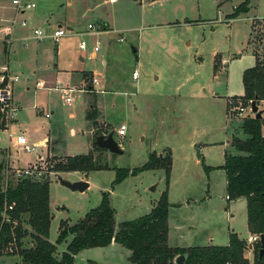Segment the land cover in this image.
Returning a JSON list of instances; mask_svg holds the SVG:
<instances>
[{
  "label": "rangeland",
  "instance_id": "1",
  "mask_svg": "<svg viewBox=\"0 0 264 264\" xmlns=\"http://www.w3.org/2000/svg\"><path fill=\"white\" fill-rule=\"evenodd\" d=\"M0 1L12 7V0ZM25 1L35 4L26 12L27 20L34 12L47 14L48 23L43 19L35 23L47 34L64 14L73 26L69 30L62 22L68 32L65 37L57 43L32 41L28 48L19 49L16 60L10 54L6 61L7 46L0 44V66L8 64L11 74L19 76L18 83L11 85V124L0 131L2 187L20 180L21 169L33 171L37 181L50 180L48 241L56 244L60 220L75 225L99 205L102 193L110 194L117 228L146 215L164 191L171 203L168 237L172 244L181 248L225 245L230 232L247 241L251 235L246 200L226 199L225 173L218 167L225 151L235 153L230 147L233 135L246 138L240 129L242 119L254 117L251 111L241 114L231 102L234 98L240 106L250 103L243 99L242 74L256 61L251 35L264 38V20L259 19H264V0H249L248 12L233 19L229 14L244 0ZM102 23L113 31H101L107 28ZM82 40L89 44L86 52L79 50ZM95 46L98 52L93 53ZM83 71H93L102 93L93 91L92 78L81 88ZM27 79L30 91L21 89ZM37 80L46 86L35 90ZM68 95L71 106L66 103ZM91 111L96 127L92 119L87 120ZM122 125L124 137L116 133ZM261 129L264 135V120ZM109 132L122 154L96 149L99 133L107 137ZM19 135L33 150L25 152L17 144ZM47 138L53 139L38 145V140ZM154 151L159 156L171 153L167 184L164 169H159L129 175L112 186L116 169L140 168ZM67 155H93L96 165L108 169L48 174L53 159ZM60 179L82 180L88 188L72 191ZM23 242L31 245L28 237ZM66 245H56V259ZM104 256L83 251L74 264H88L94 258L99 264H121ZM249 259L252 262L253 257ZM17 260L18 256H9L0 264Z\"/></svg>",
  "mask_w": 264,
  "mask_h": 264
},
{
  "label": "trees",
  "instance_id": "2",
  "mask_svg": "<svg viewBox=\"0 0 264 264\" xmlns=\"http://www.w3.org/2000/svg\"><path fill=\"white\" fill-rule=\"evenodd\" d=\"M229 18L233 19L249 10V0L239 4ZM252 33V30H251ZM253 34V33H252ZM258 39V40H256ZM255 64L242 74L243 99L255 104L264 102V38L251 35ZM261 52V54H260ZM136 53V51H135ZM218 64L214 66V72ZM96 127L95 112L87 115ZM11 120L6 117L0 106V131ZM263 120L246 117L241 121L245 139L233 136L231 154L224 153L221 168L225 173L226 199L243 198L246 200V224L251 236L264 234V135ZM99 135H102L99 133ZM105 135V134H104ZM96 149H99L95 146ZM0 154L2 152L0 151ZM48 174L74 173L84 174L96 170H106L96 165L93 155H73L53 159ZM171 153L149 154L148 160L135 169H116L112 186L121 183L129 175H137L145 170L164 169L166 184L171 172ZM4 163H0V257L19 256L21 264H74L75 256L82 250L107 247L116 243L129 252L132 264H177L176 260L184 256L182 264H250L245 257L251 249L252 264H264L260 242L248 247L247 241L236 233H228L225 246H200L173 248L168 245V210L171 206L164 191L154 207L146 215L122 222L116 228L114 209L110 204V194L102 193L97 207L85 213L73 226L60 220L56 244L48 241L52 215L49 205L50 180L21 178L16 182H6L2 187ZM211 168H206L208 172ZM49 177V176H48ZM11 207V209H10ZM22 222L29 226L23 228ZM28 237L31 246L26 247L23 239ZM69 238V241H68ZM67 243L66 250L55 258L56 245Z\"/></svg>",
  "mask_w": 264,
  "mask_h": 264
},
{
  "label": "built area",
  "instance_id": "3",
  "mask_svg": "<svg viewBox=\"0 0 264 264\" xmlns=\"http://www.w3.org/2000/svg\"><path fill=\"white\" fill-rule=\"evenodd\" d=\"M116 0H109L110 3L115 2ZM11 5L16 12V15L13 16L11 19L3 20L2 24H0V44L3 46L6 45L7 47L10 46V44L13 41V36L16 33L17 29H23L28 30L30 22L26 18H21L20 15L25 14L29 10H33L35 7L34 3L25 1V0H12ZM90 29H94L93 27ZM30 37L31 39H35L37 41H43L45 39H49L53 41L54 43H57L60 38L65 37L68 32L62 28V27H56L51 34H47L45 30L41 28L34 27L30 29ZM118 42H122V38H118ZM79 49L83 52L88 51L89 44H87L86 41L82 40L79 42ZM98 52V47L95 46L93 48V53ZM1 54V51H0ZM0 106L1 109L5 112L6 117L12 121V113L14 112L12 102H11V85L17 82V77L12 76L10 74L9 68L7 65H4L0 68ZM137 76V73L134 71L132 73V79L135 80ZM92 85H93V91L98 93H102L101 90L97 89V86L99 85V80H97L95 77H92ZM39 85V83H38ZM73 89L68 90L71 92ZM66 103L68 106H71L72 104V98L70 95L66 97ZM231 105H233V108L237 109L238 112L242 113H250V103L248 106H240L239 101L232 99ZM125 127L122 125L120 129L116 131L120 137L126 136ZM9 136H11L10 133H8ZM16 142L19 146L23 148L25 152H30L33 150L34 147H30L27 144V140L23 135H19L16 138ZM33 174H35L33 171L28 169H21L17 172V178H34ZM11 209V207H10ZM255 242H260V235H253L248 238L247 244L248 247L253 245Z\"/></svg>",
  "mask_w": 264,
  "mask_h": 264
},
{
  "label": "crops",
  "instance_id": "4",
  "mask_svg": "<svg viewBox=\"0 0 264 264\" xmlns=\"http://www.w3.org/2000/svg\"><path fill=\"white\" fill-rule=\"evenodd\" d=\"M134 1H138V0H134ZM154 0H152V2H153ZM151 2V3H152ZM113 3H116V1L115 2H113ZM26 14V13H25ZM25 14H23V15H20V17L21 18H24V16H25ZM16 15V12L14 11V9H13V7H9V6H5L4 4H3V2H1L0 1V24H2V22H3V20H8V19H11L13 16H15ZM47 14H45V13H42V12H34V14L33 15H31L30 17H29V22H30V25H29V28L30 29H32V28H34V27H37V25L35 24L36 22H39V19H43V21H45L46 23H48V20H47ZM259 19H261V20H264L263 18H261V17H259ZM61 20H62V22L64 23V24H66L67 25V27H69V30L70 29H72L73 28V26H71V24H72V22L70 21V18H68V16H67V14H64V16L61 18ZM62 22H60V21H58L56 24H57V27H62ZM101 24V23H100ZM103 25H106L107 26V28L105 29V30H101V31H113V29L107 24V23H102ZM37 28H39V27H37ZM63 28V27H62ZM30 29H28V30H23V29H17V31H16V33L14 34V36H13V41H12V43L10 44V46H8L7 48H6V57H5V60L7 61V58L10 56V54H12L13 56H14V59L16 60V58H15V56H17V53L19 52V49H21V47L24 49V48H28L29 47V44H31L32 43V41H35V39L33 40V39H31V37H30ZM80 50V49H79ZM81 51V50H80ZM83 52V51H82ZM80 60L82 61V58H80ZM103 62V65L104 66H106V63L104 62V61H102ZM7 64V63H6ZM15 64H18V66H19V63H17L16 61H15ZM2 66H4V65H2ZM2 66H0V68L2 67ZM7 66H8V68H9V65L7 64ZM1 71V70H0ZM10 71V70H9ZM10 74H11V72H10ZM12 75V74H11ZM12 76H16L17 77V82L16 83H18V80H19V76H17V75H12ZM92 77H95L94 76V73H93V71H89V72H85V71H83L82 72V80H83V85H82V87L81 88H83V87H85L87 84H88V79L89 78H92ZM26 83H24L23 85H21V89H25L26 91H30V89L32 88V85H31V82H29V80L27 79L26 81H25ZM38 83H39V85H38ZM46 86V84L43 82V81H39V80H37L36 81V84H35V86H34V89L36 90V88L37 87H39V88H44ZM98 88V87H97ZM260 105L262 106L261 108L260 107H258L259 108V110L258 111H260L261 112V119H263L264 120V109H263V106H264V102H261L260 103ZM18 113V112H17ZM87 116V115H86ZM233 136H235V135H233ZM17 138V137H16ZM233 138V137H232ZM232 138H231V140H232ZM51 139H53V138H47V139H40V140H38V145L39 144H45V142H48L49 140H51ZM231 142V141H230ZM0 151H1V149H0ZM155 152V151H154ZM226 152V151H225ZM156 153V152H155ZM162 154H163V152H162ZM162 154H160V155H162ZM50 156H52L51 154H50ZM49 156V157H50ZM66 157H69L68 155L66 156ZM222 166V165H221ZM220 167V166H219ZM80 181V180H79ZM82 181V180H81ZM158 201V200H157ZM156 201V202H157ZM170 203V202H169ZM156 204V203H155ZM154 204V205H155ZM170 205H171V203H170ZM154 207V206H153ZM152 207V208H153ZM171 207V206H170ZM169 207V210H168V217H169V212H170V208ZM151 208V209H152ZM52 211H51V207H50V213H51ZM51 215H52V213H51ZM167 220H168V218H167ZM168 222H169V220H168ZM168 232H169V226H168ZM227 236H228V234H227ZM167 238H168V245L170 246V247H173V248H181V247H179V246H177V245H174V244H172L171 242H170V238L168 237V235H167ZM228 243V242H227ZM225 245H227V244H225ZM224 244L223 245H221V246H225ZM25 246L27 247V245L25 244ZM31 246V245H30ZM207 246H215V245H207ZM29 247V246H28ZM66 248V247H65ZM182 248H187V247H182ZM181 248V249H182ZM66 250V249H65ZM91 250V252H93V254H94V256L95 255H100V254H102V255H105L104 257L106 258V260H111L112 262H119V263H123L124 264V262H125V264H132L131 262H130V260H129V252L127 251V253H126V251H124L125 249H123L120 245H118V244H116V243H111V245H109V246H107V247H102V248H100V247H96V248H94V249H88V250H82V251H80V252H83V251H90ZM64 252V251H63ZM80 252H78L77 254H76V256L74 257L75 258V260H76V257H77V255L80 253ZM252 256L253 257V253H252V250H248L247 252H246V255H245V257L249 260V263L250 264H252V262H253V260H252V262L250 261V259H249V256ZM5 257H9V256H5ZM5 257H0V261L3 259V258H5ZM16 257V256H15ZM184 257V256H183ZM99 258V257H98ZM74 260V261H75ZM16 264H21V260H20V258H19V256H18V260H17V262H16ZM88 264H99V261H97V259H93V260H88Z\"/></svg>",
  "mask_w": 264,
  "mask_h": 264
},
{
  "label": "water",
  "instance_id": "5",
  "mask_svg": "<svg viewBox=\"0 0 264 264\" xmlns=\"http://www.w3.org/2000/svg\"><path fill=\"white\" fill-rule=\"evenodd\" d=\"M250 111L254 113L255 119H261V112L258 111V107L254 101L250 102ZM94 144L98 148L103 149L105 151H108L112 154H117V155L122 154V150L119 148V146L114 141L113 133H111V132H109L107 137H104L103 135L97 136ZM60 183L63 186L68 187L72 191L76 190V191L83 192L85 189L88 188L87 183H85L83 181H76L74 183H69L66 181H62L60 179ZM260 245H261V249H260L261 254L260 255L262 256L264 254V234H260ZM183 260H184V257L180 256L177 258L176 263L182 264Z\"/></svg>",
  "mask_w": 264,
  "mask_h": 264
}]
</instances>
